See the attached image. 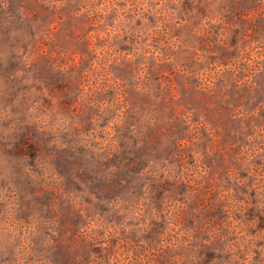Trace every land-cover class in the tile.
Instances as JSON below:
<instances>
[{"label":"rangeland","instance_id":"obj_1","mask_svg":"<svg viewBox=\"0 0 264 264\" xmlns=\"http://www.w3.org/2000/svg\"><path fill=\"white\" fill-rule=\"evenodd\" d=\"M0 264H264V0H0Z\"/></svg>","mask_w":264,"mask_h":264}]
</instances>
